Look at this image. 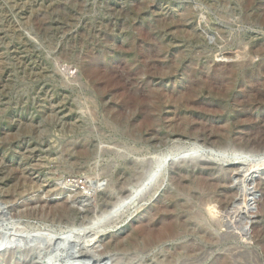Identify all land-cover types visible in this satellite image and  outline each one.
<instances>
[{"label":"rangeland","instance_id":"374dc122","mask_svg":"<svg viewBox=\"0 0 264 264\" xmlns=\"http://www.w3.org/2000/svg\"><path fill=\"white\" fill-rule=\"evenodd\" d=\"M254 164L264 0H0V264H264Z\"/></svg>","mask_w":264,"mask_h":264},{"label":"bare ground","instance_id":"6f19581e","mask_svg":"<svg viewBox=\"0 0 264 264\" xmlns=\"http://www.w3.org/2000/svg\"><path fill=\"white\" fill-rule=\"evenodd\" d=\"M197 159H201L200 157L198 156H195V157H191L190 159H182L180 161V163H184V162H196ZM227 165H238V166H242L244 165L243 161H235V159H230V161H228ZM250 165V164H249ZM251 167H252V171H254L255 169H264V164H257V165H253V166H250V170H251ZM247 167L245 168V171H246ZM249 171V169H248ZM162 179L159 181V184L161 183ZM158 184V186H159ZM158 186L156 187V189L158 188Z\"/></svg>","mask_w":264,"mask_h":264},{"label":"water","instance_id":"95a60500","mask_svg":"<svg viewBox=\"0 0 264 264\" xmlns=\"http://www.w3.org/2000/svg\"><path fill=\"white\" fill-rule=\"evenodd\" d=\"M198 156V155H197Z\"/></svg>","mask_w":264,"mask_h":264}]
</instances>
